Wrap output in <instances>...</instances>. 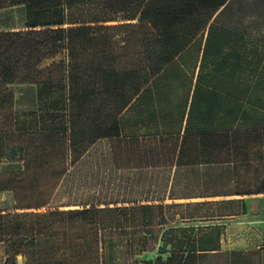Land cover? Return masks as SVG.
<instances>
[{
  "label": "crops",
  "instance_id": "1",
  "mask_svg": "<svg viewBox=\"0 0 264 264\" xmlns=\"http://www.w3.org/2000/svg\"><path fill=\"white\" fill-rule=\"evenodd\" d=\"M219 11L213 30L192 35L158 72L127 71L133 80L80 109L50 116L35 84L11 85L26 129L7 145L41 143L46 127L65 124L64 141L87 147L49 203L18 208L3 190L0 213L111 209L97 232L99 264H264V143L247 140L264 129V33L224 25ZM23 171V161H0V174ZM69 178L84 196L54 203Z\"/></svg>",
  "mask_w": 264,
  "mask_h": 264
},
{
  "label": "trees",
  "instance_id": "2",
  "mask_svg": "<svg viewBox=\"0 0 264 264\" xmlns=\"http://www.w3.org/2000/svg\"><path fill=\"white\" fill-rule=\"evenodd\" d=\"M233 1L0 0V9L24 5L26 19L22 29L0 30V161L24 162V173L0 174V191L13 190L18 208L46 205L66 166L87 147L86 140L64 141L65 124L46 127L41 143L7 145L26 129L14 114L11 85L35 84L50 116L80 109L84 98L114 92L133 80L127 71L158 72L192 35L211 32L216 12ZM117 29L124 30L121 38L114 34ZM248 132V141L264 143V129ZM260 183L264 189V179ZM108 212L89 207L0 213L6 262L16 264L20 254L24 264H99L97 232L105 228Z\"/></svg>",
  "mask_w": 264,
  "mask_h": 264
},
{
  "label": "rangeland",
  "instance_id": "3",
  "mask_svg": "<svg viewBox=\"0 0 264 264\" xmlns=\"http://www.w3.org/2000/svg\"><path fill=\"white\" fill-rule=\"evenodd\" d=\"M216 20L236 30H248L252 32L262 31L264 33V30H262L264 29V24L262 23V21L264 22V0L256 3H251L250 0H235L218 14ZM25 23L24 5L21 4L20 6H9L0 9V30H19L24 27ZM107 23L117 24L119 21H110ZM123 31V29H117L114 34L117 38H121L124 35V33H122ZM137 31L139 32V30ZM140 33H143V31L141 30ZM139 34L136 32V35ZM66 184H68V186L61 188L58 195L55 196L54 203L61 202L62 200H71L74 195L76 199L79 196H84L85 191L83 192V188L70 189V178ZM86 186H88V184H86ZM258 216H260V219L264 220V210L259 212ZM7 264H10V262Z\"/></svg>",
  "mask_w": 264,
  "mask_h": 264
}]
</instances>
